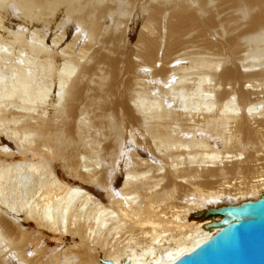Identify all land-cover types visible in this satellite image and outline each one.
<instances>
[{
	"label": "bare ground",
	"instance_id": "obj_1",
	"mask_svg": "<svg viewBox=\"0 0 264 264\" xmlns=\"http://www.w3.org/2000/svg\"><path fill=\"white\" fill-rule=\"evenodd\" d=\"M239 1L231 26L219 0H0V264H171L264 197V8Z\"/></svg>",
	"mask_w": 264,
	"mask_h": 264
},
{
	"label": "water",
	"instance_id": "obj_2",
	"mask_svg": "<svg viewBox=\"0 0 264 264\" xmlns=\"http://www.w3.org/2000/svg\"><path fill=\"white\" fill-rule=\"evenodd\" d=\"M210 213L227 217V221L171 264H264V197L221 206ZM103 264L130 263L105 260Z\"/></svg>",
	"mask_w": 264,
	"mask_h": 264
},
{
	"label": "rangeland",
	"instance_id": "obj_3",
	"mask_svg": "<svg viewBox=\"0 0 264 264\" xmlns=\"http://www.w3.org/2000/svg\"><path fill=\"white\" fill-rule=\"evenodd\" d=\"M240 1L239 0H219V6L217 7L218 11H219V16L218 17H226L227 20L226 22H229L231 26H234L235 23H241L242 21L241 20H238L236 17H233V16H229L231 14V12L235 11L238 7V4ZM248 3H254L255 0H247ZM260 2V5H261V8H264V0H259ZM133 12L138 14V13H141L140 10H136V9H133ZM139 17V16H138ZM142 20V16H141V19L139 17V21L137 20V18L133 15V21L130 22L129 26H128V33H129V38L130 41H132V39H136L137 38V35H138V32H139V28H140V21ZM245 25H241L239 28H243ZM130 27V28H129ZM196 26H191L189 25L188 26V31H191L190 34H193V35H198L196 33ZM141 29V28H140ZM236 30H234V32H236ZM204 35H205V32H204ZM204 35L202 37H200L198 35V37L196 38L197 41L201 40ZM133 40V41H134Z\"/></svg>",
	"mask_w": 264,
	"mask_h": 264
}]
</instances>
